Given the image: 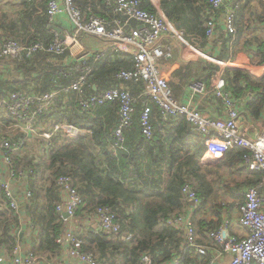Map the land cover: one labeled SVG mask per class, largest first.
Here are the masks:
<instances>
[{
    "label": "trees",
    "instance_id": "16d2710c",
    "mask_svg": "<svg viewBox=\"0 0 264 264\" xmlns=\"http://www.w3.org/2000/svg\"><path fill=\"white\" fill-rule=\"evenodd\" d=\"M8 1L14 10L8 14L1 9L0 36L10 37L24 45L42 41L48 46L53 35L47 25L46 0ZM142 1L145 8L152 10L151 6L145 5L147 0ZM160 1L165 16L177 29L185 35L196 36L200 45L207 42L205 30L211 10L208 0ZM232 1L235 10L233 23L237 31L235 28L234 34L227 35L235 39L234 35L241 38L244 30L253 33L255 36L243 41V49L252 61L262 64L264 38L256 33H264V0ZM74 2L85 17L89 13L109 18L115 16L104 0ZM254 2L259 5L257 9L253 8ZM49 57L50 53L38 51L30 57L23 55L6 64L5 70L0 67V98L20 89L32 94L57 90L53 106L40 114L37 126L45 120H59L89 131L84 136L64 139L66 142L60 135L44 139L48 145L49 161L43 160L37 166L31 160L22 162L20 153L13 155L16 168L23 166L25 171L32 170L31 174L27 173V188L32 195L28 212L38 229L40 244L37 250L54 253L61 248L55 241L61 229V218L55 210L59 201L55 179L66 175L82 197L78 216L85 213L92 215L97 207H108L116 220L134 233V240L126 243L96 228L88 229L80 235L83 239L80 245L82 252L93 253L106 264H143L142 257L146 254L151 257L152 264H167L174 258H179V264H206L209 255L198 258L189 248H184L180 230L168 221L185 206L182 194L185 184L190 185L201 199L199 209H216V214L221 207L217 202L220 194L230 195L233 200L239 201L242 191L258 184L262 173L251 171L242 163L246 151L233 148L227 150L215 164H200L199 155L205 145L193 125L183 114L162 121L156 105L148 98L135 103L132 124L124 130L122 147L113 149V130L118 118L116 102L82 110L76 102L75 93L64 94L62 91L74 78L73 63L57 65ZM97 61L88 76L96 89L91 86L87 92L116 85L118 82L113 79L116 71L132 66V58L127 54L109 53L103 60ZM216 69L219 70V66L212 62L189 61L182 65L177 78L183 83L201 80L209 84ZM65 73L67 76H64ZM222 78L225 91L235 98L248 90L254 92L246 103V114L250 120L264 124V73L255 76L245 68L225 67ZM142 87L141 82L128 83L135 96ZM145 102L152 107L153 132L150 138L141 133L139 125V115ZM1 120L4 123L11 121L8 117H1ZM55 140L59 144L52 146ZM46 168L50 170L47 177L43 171ZM0 200L5 206L0 210V249L10 248L16 240L11 227L17 225L19 219L11 215L8 200L1 189ZM220 222L219 218L215 222L200 220L197 226L201 229L206 226L205 231L209 232L217 229Z\"/></svg>",
    "mask_w": 264,
    "mask_h": 264
},
{
    "label": "built area",
    "instance_id": "2783aa9c",
    "mask_svg": "<svg viewBox=\"0 0 264 264\" xmlns=\"http://www.w3.org/2000/svg\"><path fill=\"white\" fill-rule=\"evenodd\" d=\"M229 1L208 0L211 8L205 30L208 42L214 38L220 20L224 23L226 32L234 34L235 10L227 9L224 14L220 12L222 8L227 7ZM104 2L113 10L114 17L92 13L85 17L74 0H46L47 25L53 35L51 42L48 46L42 41L24 45L10 37L0 36L1 70H5V65L11 64L13 60L20 59L23 55L30 57L38 51L50 53L49 60L57 65L66 66L73 63L75 75L71 82L62 88L64 94L75 93L76 102L82 110H91L109 102L117 104L118 118L113 130L115 139L113 149L122 147L124 130L132 124L135 103L148 98L156 105L162 121H166L170 116L183 114L193 125L205 145L199 157L200 164H215L227 150L233 148L239 147L245 150L242 157L243 165L251 171L261 172L262 179L258 184L246 188L241 199L235 202L239 214L237 218L239 234H229V223L225 221L221 223L219 230L207 232V236L217 249L210 253L207 246L200 244L194 215L202 210L199 209L201 199L188 184L182 187L185 202L183 210L173 215L168 222L180 230L184 248H189L198 258L209 255L206 264H218L224 254H229V264H264V196L260 193V190L264 189V128L252 136L239 126L240 116L234 107V100L231 93L224 90L225 82L221 73L225 68L223 62L219 65L220 76L213 83L194 80L187 85L186 101L175 98L168 79L157 64L163 56L158 50L160 38L171 35L178 38L185 47L196 52H200L197 48L200 43L196 36L185 35L167 19L159 0H147L152 10L145 8L142 0H104ZM59 17H66L67 23L62 26L57 25ZM54 26L60 30H56ZM84 36L99 38L104 45L100 48H88L83 43ZM106 49L115 54L131 56L132 66L129 69L121 68L116 71L113 75V79L118 82L116 85L87 92L92 86L88 80L92 65L104 58ZM251 67H262V74L264 73V63ZM248 70L255 73L251 68ZM64 76L67 74L65 73ZM129 82L142 83V90L137 96L128 88ZM211 92L223 98L225 117L203 113L195 104L196 99ZM56 95L57 90L32 94L20 89L0 98V189L8 200L10 210L18 216L21 206L14 191V184H20L23 198L30 201L32 195L27 188V173L31 174L32 170L15 168L13 155L22 153L34 135L44 139L60 135L65 140H69L89 132L85 128L59 120H50L43 124L41 129L36 125L40 114L53 106ZM1 117H8L11 121L4 123ZM151 119L152 107L145 102L139 115V125L141 133L146 138L152 136ZM55 187L59 195L55 210L62 221L60 233L55 241L68 258L67 262L57 264H106L100 262L95 254L82 252L80 249L83 239L73 225L82 205V197L77 186L69 176L62 175L55 179ZM64 213L66 216H63ZM89 220L94 224V228L108 236L119 237L126 243L134 240V233L123 227L108 207L95 208ZM142 261L143 264H152L151 257L147 254L142 257ZM39 262L40 259L34 250L22 254L18 243L0 250V264H39ZM167 264H179V258H174Z\"/></svg>",
    "mask_w": 264,
    "mask_h": 264
},
{
    "label": "crops",
    "instance_id": "0c3cea01",
    "mask_svg": "<svg viewBox=\"0 0 264 264\" xmlns=\"http://www.w3.org/2000/svg\"><path fill=\"white\" fill-rule=\"evenodd\" d=\"M18 1V0H16ZM160 1V0H159ZM9 3V1L7 2ZM149 5L148 2L145 1V5ZM161 4V1H160ZM253 8L257 9L259 7L257 2L253 3ZM150 6V5H149ZM227 9H234L233 7V1L230 0L227 4L226 8H222L220 11L221 13H225ZM67 18L59 17L58 21L56 22L57 25L66 24ZM235 28L237 31L236 24ZM228 33L225 30L224 23L220 20L217 23L216 31L214 34V38L211 41H207L203 44H199L197 48L201 52H196L192 49H189L184 46V44L176 37H173L171 35H165L160 38L159 44H158V50L162 52L163 56L160 58V60L157 62L160 71L162 74L168 79L169 86L171 88V91L176 99L179 101H186V93H187V85L190 83V81L182 82L179 81L177 78V74L182 68V65L186 62L193 61L196 62L198 60H204L207 62H212L217 64L218 66L222 62L224 63L225 67H231V68H245V69H253L255 73H252L255 76H261L262 75V67H251L256 64L254 61L251 60V57L248 55L247 51L243 49V41L249 39L251 36H255L250 31L244 30L242 32L241 38L237 35L235 39L232 37L230 38ZM256 35L261 36L264 38V33H259V31L256 33ZM226 36L225 40H223V37ZM229 37V39H228ZM83 39L86 40L88 48H100L104 45V42L101 41L99 38H94L92 36H84ZM228 39V40H227ZM237 42V43H236ZM91 46V47H90ZM113 53L111 50L106 49V54ZM115 54V53H114ZM103 58V59H104ZM101 59V60H103ZM100 61V60H99ZM220 69V66H219ZM221 70H214L212 76L210 77V83H213V81L219 77V72ZM222 73V72H221ZM92 88L96 89V85L92 84ZM225 90V88H224ZM253 91H246L241 97L235 98L232 95V99L234 100V107L238 111V114L240 116L239 118V126L244 130L245 133L248 135L254 136L257 134L262 128H264V124L257 123L247 116L245 106L246 103L249 101V99L253 96ZM195 104L197 107L203 112L208 115L216 116V117H225L226 110L225 105L223 102V98L220 95H217L213 92L209 93L208 95L198 98L195 100ZM6 119V118H5ZM50 120H46V122H40V125L48 123ZM43 139V138H41ZM64 142V138H62ZM44 143V152L45 157L41 160H37V163L46 160H48L47 155V143ZM59 144L56 140L52 143V146H55ZM21 154V153H20ZM202 155V154H201ZM199 155V157L201 156ZM44 174H49L50 170L49 168L43 169ZM17 188H21L20 184L15 183L14 184V191L16 192V197L18 199V202L21 206L19 216L11 211V215L18 216V223L17 225L11 227V232L16 238L15 243H18L21 247L22 254H26L29 250H34V252L38 253L40 255V262L39 264H56V260H61L60 262H67V256L63 253L62 249L57 252L55 251L50 252L47 250L39 251L38 246L40 244L38 240V229L37 225L33 222L32 216L28 212V206L31 203V201H28L23 198L22 196V188L21 190L17 191ZM243 192V191H242ZM260 193L264 196V189L260 190ZM227 197L229 196L230 202L225 203L224 201L218 200L217 202L221 205L219 211L216 214V209L211 210L209 209H202L198 214L194 215V222L197 232V238L198 242L202 245L207 246L210 249V253L217 249V246L211 241V239L207 236V232L205 231L206 226L204 228H200L197 226L198 221L202 220V222L206 221H213L215 222L217 218L221 220L219 223L227 221L229 223L228 233L231 235H237L238 233V226H237V218H238V209L235 207V203L231 204L233 201V198L230 195L225 194ZM6 198V197H5ZM7 200V198H6ZM236 201V200H234ZM4 202L0 200V210L4 209ZM85 213V212H84ZM91 215H88V213L84 214L83 216H78L77 219L73 222L74 228L76 232H80L83 234L86 230L94 228V224L89 220ZM2 218H0L1 220ZM60 224L62 226V221H60ZM219 227L217 229L213 230H219ZM18 232V234H16ZM211 244H213L215 247L210 248ZM13 246V245H12ZM1 248L0 250H2ZM230 256L229 254H224L220 260L218 261V264H229Z\"/></svg>",
    "mask_w": 264,
    "mask_h": 264
},
{
    "label": "rangeland",
    "instance_id": "374dc122",
    "mask_svg": "<svg viewBox=\"0 0 264 264\" xmlns=\"http://www.w3.org/2000/svg\"><path fill=\"white\" fill-rule=\"evenodd\" d=\"M7 2H8V0H1L0 1V15H1L2 10H3V12H6L8 14H10L14 10V8L11 6L12 3L11 2L7 3ZM83 43H84L85 46L89 47L87 45V42H86L85 39H83ZM41 126L42 125H40V127ZM41 138L42 137H39L38 135H34L31 138V142L27 144V146L24 149V151L20 154L22 162L26 163V162H29L31 160V162L33 164H36L37 160H41V159H43L45 157L44 143L43 142H46V140H44V138L43 139H41ZM17 169L24 170L23 166L17 167ZM47 176H48V174L46 175V177ZM230 185L233 186V183L231 182ZM18 190H21V188H17V191ZM220 199H221V201H224L225 203L230 202L229 196L227 197L223 193L220 194ZM235 202L236 201L233 200L231 204H234ZM214 247L215 246L213 244H211L210 248L212 249ZM36 255L40 258V255L37 252H36ZM60 261L61 260L57 259L56 260V264L59 263Z\"/></svg>",
    "mask_w": 264,
    "mask_h": 264
},
{
    "label": "water",
    "instance_id": "95a60500",
    "mask_svg": "<svg viewBox=\"0 0 264 264\" xmlns=\"http://www.w3.org/2000/svg\"><path fill=\"white\" fill-rule=\"evenodd\" d=\"M54 28H55L56 30H58V31L60 30V29H59L58 27H56V26H54ZM60 37L62 38L63 36L61 35ZM63 216H66V213H64Z\"/></svg>",
    "mask_w": 264,
    "mask_h": 264
}]
</instances>
